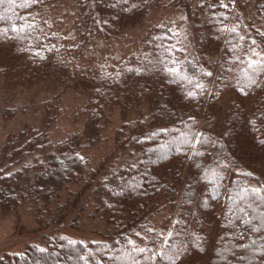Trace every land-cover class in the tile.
<instances>
[{
  "label": "trees",
  "instance_id": "obj_1",
  "mask_svg": "<svg viewBox=\"0 0 264 264\" xmlns=\"http://www.w3.org/2000/svg\"><path fill=\"white\" fill-rule=\"evenodd\" d=\"M48 1L32 0L26 7L15 8V22L26 21L32 27L0 32V88L33 85L60 69L59 41L46 34L44 19H38ZM155 1L74 0L79 9L75 25L79 48L93 35H117L140 24ZM193 1L177 0L189 18L193 37L189 54L179 47L173 30L156 28L142 40L139 52L118 68L78 76L85 81L82 93L88 108L80 137L56 145L48 142L46 133L59 98L56 92L45 102L41 127L21 130L0 148L1 212H11L27 201L39 211L47 210L61 190L83 180L86 165L81 151L98 140L100 120L115 109L123 116L136 114L115 134L116 150L127 151L126 161L87 182L94 200L92 213L111 227V233L84 244L80 240L70 244L73 239L57 235L44 246L32 244L22 253L5 255L0 264H84L81 256L89 264H131V257L125 256L130 247L126 241L131 238L140 246L150 245L153 233L148 228L179 233L169 240L183 245L177 264H264V256L253 246V241L256 248L264 242V229L252 232L251 225L237 219L244 218L237 211L238 205L243 206L237 193L244 188L264 189V73L258 77V86L245 87L242 93L244 84L238 83L242 65L235 60L237 56L247 59L252 39L257 49L264 50V35L253 27L246 32L234 25L228 28L232 0H196L194 5ZM23 2L17 0V4ZM225 2L227 7L222 6ZM6 8V3L0 5V12ZM254 9L264 24V0H255ZM234 16L239 18L238 10ZM10 27L7 20H0V28ZM171 67L181 69L180 74L166 70ZM182 76L199 80L204 91L195 99L188 97L194 84ZM188 132L203 133V142L196 146L202 156H193V148L181 143V133ZM29 156L35 157L30 161ZM206 169H215L220 178L206 177ZM74 198L64 209L74 206ZM248 202L256 207L251 197ZM248 211L258 216L264 206ZM163 215L162 225L154 222ZM144 255L133 254L142 264H151L143 260Z\"/></svg>",
  "mask_w": 264,
  "mask_h": 264
},
{
  "label": "rangeland",
  "instance_id": "obj_2",
  "mask_svg": "<svg viewBox=\"0 0 264 264\" xmlns=\"http://www.w3.org/2000/svg\"><path fill=\"white\" fill-rule=\"evenodd\" d=\"M240 1L244 4L239 8ZM180 4H177V0H157L154 9L140 24L117 35H93L80 49V35L75 27L79 9L74 0L48 1L38 19H44L46 34L59 41L60 69H54L47 80L33 85L0 88V148L21 130L40 128L44 120L45 102L51 100L56 92H59V98L53 112L54 121L47 129L48 142L56 145L68 138L80 137L88 108L85 107L82 93L85 81L78 76L118 68L130 55L139 52L142 40L156 28L167 26L173 30L179 47L189 54L193 37L186 10ZM254 4L255 0H232L228 28L234 25L246 32L253 27L264 34V24L256 17ZM237 10L240 14L238 19L234 16ZM250 46L253 47L252 42ZM257 50L264 53L262 48ZM135 118L136 114L132 112L123 116L120 110L115 109L100 120L98 140L81 151L86 165L83 180L61 190L49 209L39 211L34 202L27 201L11 212L3 213L0 210V258L22 253L32 244L44 246L48 239L57 235L90 242L101 241L111 233V227L92 213L94 200L87 182L92 176L95 180L99 179L106 169L120 166L126 161L127 151L116 150L115 134L124 122H131ZM34 157L29 156L28 160L32 161ZM73 196L76 198L74 206L64 209ZM49 215L60 221L49 223V220H54L49 219ZM163 218L164 215L158 216L154 222L162 225Z\"/></svg>",
  "mask_w": 264,
  "mask_h": 264
},
{
  "label": "snow or ice",
  "instance_id": "obj_3",
  "mask_svg": "<svg viewBox=\"0 0 264 264\" xmlns=\"http://www.w3.org/2000/svg\"><path fill=\"white\" fill-rule=\"evenodd\" d=\"M32 2V0H24L23 3L17 4V0H0V5L7 4V8L4 12H0V20H7L10 23L9 28H0V32L7 33L9 30L12 32H22L25 31L27 28L32 27L31 24H28L26 21L22 24H17L15 22L16 12L15 8L18 7H26L28 3ZM223 7H227V5H222ZM10 13V15H9ZM21 20H24V17H20ZM231 31H236L235 28L231 29ZM264 35V34H262ZM241 39H244L241 37ZM253 47L248 49V54L246 60H242L239 56L235 57V60L239 62L242 67H240L239 72L240 75L238 77V83H243L244 87H241L240 91L243 93L245 87L251 88L254 85L258 86V77L260 74L264 73V53L258 51L256 47V41H252ZM175 64V61L172 62ZM168 72L172 73L173 75H179L181 69L177 67H171L166 69ZM205 76L211 77L213 75L212 72H204ZM182 79L188 80L190 84H194V90L188 91L187 96L190 98H197L205 89V85L201 83L199 80L192 81L187 76H182ZM246 94V93H245ZM193 119V118H189ZM162 131H167L166 129H162ZM193 136L195 140L193 141ZM203 133H181V143L184 145H188L193 148V156H202L203 153L196 150V146L200 145L202 141ZM135 166V165H133ZM227 167V165H225ZM209 174L219 177V173L215 169L212 170H205V176L207 177ZM245 175H251V173H245ZM264 192L262 188H244L237 193V199L240 201V204L243 206H237V211L242 214L244 217L241 219L237 217L240 223L245 225H251L252 232H260L264 229V212H261L258 216H252L249 214L248 209H252L253 212L256 211V207L264 206V195L261 193ZM255 202L256 207H254L253 203H249V198ZM231 211V209H230ZM231 222V221H230ZM176 223H180L176 221ZM147 232L153 233L150 245L146 244L145 246H140L136 240L128 238L126 243L130 247L125 251V256L131 257V264H142L140 259H137L133 256V254H147L143 256L144 261L151 262V264H158V261H168V264H177V261L180 259L181 252L183 249V245H176L170 243V238L179 235L178 232H174L172 230H168L165 232H156L153 228H148ZM135 235L137 237H141L140 232H136ZM146 238V237H145ZM162 238V239H161ZM241 238H243V233H241ZM61 239H67L66 237H61ZM264 240V238H262ZM70 244H76L77 241L69 240ZM80 244H84V241H79ZM93 243H96L95 241ZM256 242L253 241L254 251H258L262 256H264V242L260 244L258 248L255 247ZM86 247V246H85ZM105 247H108L105 245ZM241 247L248 248V245H241ZM40 252H45L46 249L39 248ZM200 251L203 252L204 249L200 248ZM81 260L84 261V264H89V261L86 257L81 256ZM241 259H245L241 257ZM100 264V262H97Z\"/></svg>",
  "mask_w": 264,
  "mask_h": 264
}]
</instances>
